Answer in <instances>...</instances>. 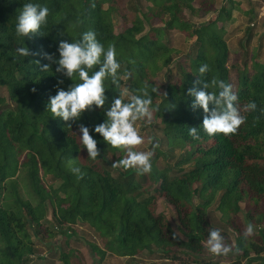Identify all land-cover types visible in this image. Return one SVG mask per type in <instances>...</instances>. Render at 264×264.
<instances>
[{"label": "trees", "instance_id": "16d2710c", "mask_svg": "<svg viewBox=\"0 0 264 264\" xmlns=\"http://www.w3.org/2000/svg\"><path fill=\"white\" fill-rule=\"evenodd\" d=\"M116 1L0 0V264L45 261L33 238L56 243L59 235L81 236L77 229L81 224L93 230L94 238L83 235L85 252L71 247L68 239L56 243L52 255L57 254L59 263L102 264L108 255L136 262L147 251L162 264H220L206 245L209 230L217 229L233 248L228 264H264V66L255 55H244L249 67L247 61L239 62L241 52L239 61L232 59L224 29L232 4L217 9L215 0H146L161 24L153 27L148 13L139 8L142 0H136L137 6L128 0L137 14L131 27L116 35ZM25 3L49 9L47 23L30 39L15 31ZM212 14L213 22L191 20ZM87 31L95 32L105 49L115 45L120 87L109 78L103 109L94 107L78 121L64 122L47 111L49 97L56 94L58 80H63L64 90L80 81L56 73V64L41 71L50 63L42 53L58 60L60 40L74 42ZM177 32L193 40L185 57L173 47L172 34ZM19 46L37 55L19 56ZM205 64L209 71L201 74L199 68ZM163 71L166 78L161 81ZM125 72L132 76L123 78ZM213 79L233 86L241 108L250 101L257 104L256 111L242 112L246 122L233 135L208 136L202 128L203 110L191 108L194 98L187 90L200 88L198 80L210 84ZM145 86L153 101L151 124L161 136L153 138L159 146L151 148L152 171L137 175L133 169L111 166L126 152L107 145L94 127L105 121V111L122 89L140 95ZM153 88L159 91L154 93ZM137 123L144 129L148 126L145 121ZM80 124L89 127L97 140L101 155L96 160L88 158L80 142ZM190 127L198 128L199 140L189 135ZM70 160L82 178L70 171ZM159 198L174 209L175 221L156 213ZM213 203L221 213L222 227L209 218ZM250 223L255 231L245 239Z\"/></svg>", "mask_w": 264, "mask_h": 264}, {"label": "clouds", "instance_id": "9594fccd", "mask_svg": "<svg viewBox=\"0 0 264 264\" xmlns=\"http://www.w3.org/2000/svg\"><path fill=\"white\" fill-rule=\"evenodd\" d=\"M49 9L34 3H25L17 17L16 35L23 38H31L39 33L41 27L47 23ZM59 59L56 60L53 54L42 53L44 59L50 61L49 64L41 66V71H48L52 64H56V73L72 80L74 76L79 78V83H73L67 90L60 87L63 80L57 81L56 94L49 97L47 111L64 122H76L86 111L103 109L108 97L105 95V81L109 78L111 83L120 87L122 77L119 74L121 63L117 60V52L114 44H109L107 49L97 39L96 33L87 31L81 38L74 42L60 40L58 44ZM16 53L22 57L37 55L27 46H19ZM37 63H39L37 61ZM134 63V61H130ZM99 65L98 70L92 71ZM209 71L208 65L199 68L201 74ZM132 72H125L123 78H130ZM200 88H189L187 95L194 98L191 104L193 110L202 109L204 113L202 128L208 136L222 134L229 136L235 134L246 122V117L242 112H254L257 104L250 101L241 108L238 106V95L233 90V86L223 80L213 79L211 83H201ZM212 87L218 91H208ZM35 92V89H32ZM152 91L159 90L153 88ZM124 96H127L125 100ZM163 96H167L165 92ZM152 97L147 91V86L142 94H119L117 98L105 111L106 119L94 127L95 133L99 134L107 145L112 148L123 149L126 152L124 158L112 163L113 168L123 170L133 169L137 175L149 174L152 171V158L154 151H139V146L145 143L144 137L140 134L136 124L138 121L152 123L153 109ZM264 112V109L261 110ZM71 128V124H68ZM80 142L87 150L88 158L96 160L100 155L97 147V140L90 134L89 127L80 124ZM189 135L194 140H199L198 128L190 127ZM153 149L158 147V142L153 143V138H149ZM73 161H69L70 171L79 178L83 177L79 167L71 166ZM254 232V226L250 223L246 227L243 235L247 239ZM173 238L176 236L173 234ZM207 250L216 256L228 255L233 251L231 245L225 242L224 236L217 229H210L206 241Z\"/></svg>", "mask_w": 264, "mask_h": 264}, {"label": "rangeland", "instance_id": "374dc122", "mask_svg": "<svg viewBox=\"0 0 264 264\" xmlns=\"http://www.w3.org/2000/svg\"><path fill=\"white\" fill-rule=\"evenodd\" d=\"M245 5L247 6V1H244ZM137 1L133 0V4L137 6ZM139 8L144 12V13H148L149 17H150V25L149 26H153V27H158L161 24L159 23L158 20H156L154 17H152V13L151 11L148 10V7L151 6V4L149 2H147L146 0H142L141 2H139ZM218 4V5H217ZM220 4V0L215 1V7L220 8L221 5ZM194 6H196V8L200 7V5H198V3H195ZM240 6V5H239ZM134 7V6H133ZM229 7H232V5H230ZM228 7V8H229ZM242 7V6H240ZM238 7H235V10L237 12H239L237 10ZM105 9H108L107 4L105 5ZM114 10L115 13H113V23H114V31L116 33V35H119L121 33H123V30L126 28L131 27V21L134 19V17L137 14V11L132 10L130 8V4L128 0H117L114 6ZM234 10V9H233ZM135 15V16H134ZM216 19V15H208L206 17H202L201 20H199L196 17H192L191 20L194 23H199L201 21L206 22V21H214ZM224 28H227V24L224 26ZM172 39H173V47L176 51L179 52V54L182 57H185V54L189 53L190 51V47L193 45V40H185L184 35H182V33H174L172 34ZM238 39L237 37H232V33H228V35L226 36V41H227V45H228V49L231 52V56L232 59L236 62L239 61V57L238 56V52L242 53V61L240 60L239 62H242V64L244 65L245 63L248 62V67H249V62L250 60H247V56L244 55H250L249 54V50L247 47L248 45H246L245 48V53L243 54V51H241V48H243V44H237L238 43ZM255 45L259 47L262 46L261 41L255 42ZM262 48H258L255 49V53L254 55L256 56V58H262L264 57L263 53L261 52ZM244 57V58H243ZM257 59V60H258ZM247 61V62H245ZM252 69V66L249 68V70ZM166 78V71H163L162 73H160L159 79L162 81ZM122 93H126V91L124 89H122ZM4 96H6V93H3ZM124 98H127L126 96H124ZM138 130L140 131V134L144 137L145 139V143L141 146H139V148L137 150L139 151H152V143H149V138H160L161 134L158 131L157 127H155L153 124H148V126L144 129L139 123L136 124ZM154 142V139H153ZM164 163H160V167H163ZM156 213L157 214H168L171 221H175V212L174 209L170 206V204L168 203V201H166L163 198H159L156 202ZM209 218L212 222V224L214 225H219V226H224L221 221H220V216L221 213L218 212L216 210L215 204L213 203L209 209ZM241 218H243V211L239 214ZM246 222V221H245ZM176 225H178V223L174 222ZM244 223V222H243ZM78 231L81 233V236H77V235H69L67 238H62L60 235L56 238V243H59L60 245H62V241L63 239H68L69 244L71 247L76 248V249H80L83 250L85 252V240L83 237V235L85 234L86 236L88 235V237H93L94 232L93 230L87 225H79L77 227ZM255 231V230H254ZM232 238V237H231ZM98 242H100V239H96ZM34 243L36 244V250L38 252V254L43 257V260H37L38 258H34V261L31 264H61L58 262L57 260V254L55 253L54 255H52L53 251L55 250L56 247L54 245H58L56 244L54 241L53 243L50 241H40L38 239V237H34L33 238ZM86 257L88 260V263L91 262V258L90 255L88 253H86ZM155 257H152L149 255V253L147 251H145L139 258H137L136 262L134 261V259H129V258H124V257H117L115 255H108L106 260L104 262H102V264H136L141 262V264H147V263H152ZM215 262H220V264H228L227 262L231 261L232 258L229 257V255H220L218 257L212 256L211 257ZM152 264H162V262H156L154 261ZM169 264V263H167ZM170 264H188V263H180L179 262H171Z\"/></svg>", "mask_w": 264, "mask_h": 264}, {"label": "crops", "instance_id": "0c3cea01", "mask_svg": "<svg viewBox=\"0 0 264 264\" xmlns=\"http://www.w3.org/2000/svg\"><path fill=\"white\" fill-rule=\"evenodd\" d=\"M215 1L218 2V0ZM244 1L248 2L247 6ZM226 2L232 4V7H229L232 10L231 19L224 24V26L227 24V28H224L226 35L232 33V37L239 38L237 44H243V48H241L243 54L246 45H248L250 56L253 57L255 49L258 48H262L261 52L264 55V0H220L219 5L222 6ZM235 7H238L239 12L235 10ZM256 41H261L262 46H256ZM257 63L264 66V57H260Z\"/></svg>", "mask_w": 264, "mask_h": 264}]
</instances>
